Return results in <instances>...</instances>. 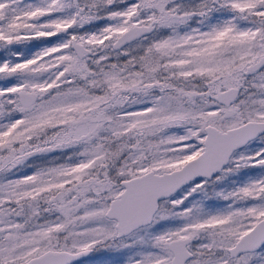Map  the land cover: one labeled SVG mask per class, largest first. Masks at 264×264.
<instances>
[{
  "label": "snow or ice",
  "instance_id": "1",
  "mask_svg": "<svg viewBox=\"0 0 264 264\" xmlns=\"http://www.w3.org/2000/svg\"><path fill=\"white\" fill-rule=\"evenodd\" d=\"M0 264H264V0H0Z\"/></svg>",
  "mask_w": 264,
  "mask_h": 264
}]
</instances>
